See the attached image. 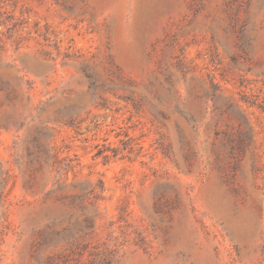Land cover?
Masks as SVG:
<instances>
[{"label":"rangeland","instance_id":"obj_1","mask_svg":"<svg viewBox=\"0 0 264 264\" xmlns=\"http://www.w3.org/2000/svg\"><path fill=\"white\" fill-rule=\"evenodd\" d=\"M0 264H264V0H0Z\"/></svg>","mask_w":264,"mask_h":264}]
</instances>
